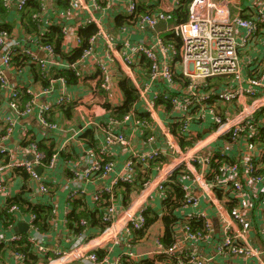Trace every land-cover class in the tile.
Listing matches in <instances>:
<instances>
[{"label": "built area", "instance_id": "obj_1", "mask_svg": "<svg viewBox=\"0 0 264 264\" xmlns=\"http://www.w3.org/2000/svg\"><path fill=\"white\" fill-rule=\"evenodd\" d=\"M29 1L2 0V3L6 11L14 9L20 15L21 24V12ZM68 1L71 11H84L89 15L87 21L79 26L80 29L91 24L97 27V32L89 38L81 58L74 63L61 64L54 46L41 41L49 32V28L47 30L42 26V10L32 15L40 34L29 41L48 53L47 58L38 57L31 47L22 45L12 29L11 32L7 29L0 30V89L7 91L12 111L17 114L31 112L35 103V98L30 99L21 112L23 87L11 85L6 76L5 70L11 67L13 57L18 53L30 56L39 64L41 74L51 85L59 81L64 86L55 101L48 102L39 109L38 118L49 129H60V125L51 122L48 114L56 107L75 102L66 90L68 80L64 76L55 79L49 77L52 67L62 65L63 69L73 71L80 80L84 78V74L79 71L78 64L94 56L93 62L103 91L111 88L110 65H113L132 81L138 98L122 118L112 115L105 123L89 122L73 131L72 138L78 139L86 128L94 126L95 133L97 130L95 141L99 144L98 135L101 131L103 139L98 154L88 160L85 169L71 170L70 180L73 185L67 193L68 205L63 221L70 248L64 249L47 242V232L57 213L56 204L49 202L52 207L50 228L42 230L39 225L41 219L35 212L18 203H10L12 198L8 197V190L17 174L22 176L19 194L22 193L25 200L33 204L49 205L26 199L25 191L27 193L36 189L39 194L48 195L53 182L51 173L58 165L61 152L67 149L63 147L62 150H54L48 157L47 152L40 148V142L29 138L32 159H15L9 155L5 145L0 146V194L5 196L0 211L6 210L9 215L4 220L0 219V248L5 256L16 260V264H82L86 261L88 264L108 263V255L113 248L121 243H131L134 233L146 227V211L149 209L148 201L152 192L158 191L165 198L167 183L174 173H179L184 191L182 207L200 206L201 199L194 194L193 185H198L208 195L222 191L226 194L225 201L233 204L227 208L219 199L221 204L217 208L220 219L223 222L225 219H232L237 228L226 227L217 247L218 253L223 256L254 258L259 264H264V229L263 245H254L249 238L251 222L244 212L249 207V200L242 196L243 177L248 184L264 183V171L261 172L262 165L258 162L264 155V147L260 143L264 134V64L251 69L249 75L244 74L242 65L244 55L248 56L251 45L264 33V0H254L250 6L251 11L245 16L239 13L241 0H192L188 20L169 28L171 34L181 39L180 50L173 42L160 35H157L151 45L131 41L122 45L115 43L109 39L102 22L92 12L93 9L101 8L98 0ZM165 1H169L171 6L147 13L139 11L137 0L127 1L129 20L141 24L142 28L156 31L161 22L173 20V11L182 0ZM127 27L122 30L126 31ZM61 28L64 37L71 36L68 26ZM74 40L78 46L83 43L79 33H76ZM101 41L107 44L103 58L95 55ZM142 63L146 66L144 70L147 74V81L143 83L136 75L137 66L141 67ZM159 82H163L167 88H155ZM51 91L53 86L44 88L45 93ZM96 92L97 89L92 90L93 95ZM163 104L179 111L171 125L161 119L160 107ZM6 121L10 127L6 134L0 135V145L11 133L14 118L7 117ZM129 129L144 134L147 143L155 147L144 150L136 148L133 135L128 134ZM220 139L225 143L226 149H239L240 159L226 162L232 156L213 148V144ZM118 147H124L130 152L121 167L111 157V150ZM216 161L219 169L213 167ZM153 163L156 164V173L142 183L128 208L122 210L124 216H121L116 189L121 184L135 186L138 183V167H150ZM39 167H42L41 173L38 172ZM43 171L50 177L44 178ZM93 180L101 182L99 188L91 194L94 210L100 207L102 198L108 195V203L101 214L104 226L99 235L89 236L87 220L82 219L80 224L84 229L80 233H74L69 227L70 207L75 200L86 199L85 183ZM193 217L202 221L203 228L194 229L192 220L187 219L183 226L185 238L190 241L208 238L210 222L206 213ZM21 223L28 225L26 232L15 231L16 226ZM84 239H87L86 243H83ZM16 243L30 245L35 259L22 251L9 248ZM157 244L158 253L173 257L176 264L211 263V258L194 250L178 249L176 239L169 246L160 240ZM85 245L89 249L83 248ZM98 251L105 253L100 256ZM6 257L5 261L0 260V264H10ZM135 257L132 251L127 250L112 264H124L125 258Z\"/></svg>", "mask_w": 264, "mask_h": 264}, {"label": "crops", "instance_id": "obj_2", "mask_svg": "<svg viewBox=\"0 0 264 264\" xmlns=\"http://www.w3.org/2000/svg\"><path fill=\"white\" fill-rule=\"evenodd\" d=\"M98 1L101 8L93 9L92 12L102 22L103 28L109 39L120 45L126 41L151 45L155 42L157 35L163 37L169 35V28L176 24L175 21L161 22L156 31L142 28L141 24L133 23L130 20L124 24H118L117 21L119 17L125 19H129L130 17L127 12V1L129 2V0ZM253 2L254 0H241L240 15H247L251 11L250 6ZM137 3L141 9L146 8L152 10L171 6L169 1L166 2L165 0H137ZM64 4V0H40V5L42 6V26L44 28L48 30L52 25H66L70 29L71 36L64 37L62 43L65 57L58 58L60 63L67 64L71 63L68 57H70L78 47L74 40V36L76 33H79V26L87 21L89 15L84 11H71L70 3L67 7H65ZM19 17L20 15L14 9L6 11L4 16L0 15V25L9 22L12 25L11 29L13 30V33L22 45L26 44L28 47H31L38 57L47 58L49 56L48 53L43 51L37 44L29 41V39L34 38L35 35L28 34L22 30L23 28L22 24L19 23ZM125 26H128L127 30L123 31L122 29ZM106 47L107 44L104 41H101L99 45H97L95 55L103 58L104 49ZM22 56H25L27 59L24 60V64L19 65L16 62H12L11 67L5 70L6 76L11 85H17L24 89V95L20 104L21 112H23L30 99L35 98V103L32 105L31 112L25 114L14 113L9 106L10 100L7 91H1L0 89V135L6 134L7 128L10 127L6 118H14V122L11 125L12 131L0 146L5 145L9 150V155L15 157V159H32V154L29 149V138L42 143L44 148L62 150V148L65 147L67 149V151L61 152V158L58 165L51 173L52 177H50L47 172L43 171L42 176L44 178L50 177L53 179L52 185H50V193L48 195H41L36 189L30 190L27 193L25 191V197L30 201L34 199V202L40 201L42 203L51 202L56 204L57 213L55 220L51 224L50 230L47 232V242L50 245L57 244L60 247L67 249L70 248L71 245L66 240L67 229L63 221L65 219L64 212L68 205L67 193L73 185L70 180L71 170L75 168L85 169L88 160L94 158L98 154L103 139L102 131L100 135L97 134L98 137L100 136L99 144L97 140L92 142V144H89V139L81 136L88 129H92L96 139L97 130L95 133L94 126L86 128L78 139L72 138V134L73 131L79 130L89 122H92L93 124L105 123L110 116H112V112L108 109V105L111 108H114L124 103L125 99L120 87V81L125 75L118 71L113 65H110L112 69L111 88L109 91H103L100 87L101 81L99 80L98 73L96 72L97 69L93 62L94 56L85 61H81L78 64V69L84 74V78L74 83L68 82L66 86L67 92L75 102L59 108L56 107L48 114L51 122L60 125V129L54 130L41 124L38 118V112L42 105L55 101L64 89V86L59 81H56L51 85L49 83L50 81L41 74L39 64L34 62L30 56L25 54H22ZM262 63L264 64V33L251 45L248 56L244 55L242 58L244 74L249 75L251 69L262 65ZM144 68H146V66L143 63L141 64V67L137 66L136 75L141 83L147 81V74ZM59 69H63L62 65H59V67H52L51 73H56ZM51 86H53V91L45 93L44 88ZM155 88L166 89L167 87L163 82H159ZM94 89H97L95 95L92 93V90ZM25 93H28L27 95H29V99L26 98ZM160 108L162 121L171 125L174 118L178 116L179 111L175 108H171V106L167 104H163ZM24 132H26V135H24ZM128 134L133 135L134 145L140 150L152 149L155 147V145L147 143L146 136L142 133L129 129ZM224 144L225 143L220 139L213 144V148L227 152L232 156L233 160L240 159L241 153L239 149H226ZM111 152V157L118 161L119 167L122 166L130 155L128 149L124 147L113 148ZM5 158L8 159V157ZM258 162L262 165L261 172H263L264 155ZM155 167V163H153L151 168L143 165L138 167V183L132 187L133 190L128 197L124 194L123 186H119L116 189L118 207H121V216H124L121 213L122 210L125 211L128 208L131 199L139 192L142 183L154 176L156 173ZM148 172V177H146ZM243 182L244 194H242V196L249 200V207L244 211L251 222L249 238L254 245L262 246V230L264 229V183L248 184L244 177ZM100 184L101 182L99 180L85 183L87 195L86 199H83V202L87 205V209L90 211L94 210V202L91 200V194L99 188ZM21 185L22 176L16 174L11 183L10 189L8 190V197L13 198L17 196L20 193ZM193 192L201 199L200 206H185L179 208V210L176 211L178 218L172 226V237L174 240L176 239V241H178V249L194 250L206 258H211L210 264H259L254 258H247L245 256H223L217 251V247L223 237L226 227L231 226L237 228V224L232 221V219H227V221L225 219L223 222L219 216L217 208V206L221 204L219 199L224 202L227 208H230L233 205L231 202L225 201L226 194L222 191H218L217 193H213V195H208L205 190L198 185H193ZM4 199L5 196L0 194V205L3 203ZM148 207L151 212V217H153L154 214H157L154 222L143 231L142 235H140V231H136L131 243H121L113 248L108 255L109 262H106L105 264H112L120 254L125 253L127 250L132 251V253L136 255L134 259L125 258L129 262L139 263L142 261L144 263L152 262L153 264H176L173 257L158 253L157 242L160 240L165 244L163 240L166 237V224L163 218L165 214L164 198H162L158 191L152 192L148 201ZM200 213H206L208 221L210 222V230L208 231L209 236L208 238L199 241L187 240L183 229L184 223L187 219L192 220V222L197 221L193 216ZM21 224L16 226L15 231H20L19 227ZM5 232H7V230H5ZM100 232L101 228L99 226H93L89 227L87 234L89 236H96L99 235ZM44 239H46V237H44ZM86 241L87 239H84L83 243H86ZM83 248L89 249L86 245ZM103 253H105V251H103ZM5 257L3 250L0 248V260L5 261ZM7 257V262L10 264H16V260ZM75 264H78V262ZM82 264L88 263L86 261L82 262Z\"/></svg>", "mask_w": 264, "mask_h": 264}, {"label": "trees", "instance_id": "obj_3", "mask_svg": "<svg viewBox=\"0 0 264 264\" xmlns=\"http://www.w3.org/2000/svg\"><path fill=\"white\" fill-rule=\"evenodd\" d=\"M192 2V0H182L179 7L176 8L173 11V20L177 23H182L188 20L189 18V4ZM64 6H68V0L64 1ZM42 6L40 5V0H30L24 10L21 12V24H22V30L28 34H32L35 36H39L40 30L37 26V24L32 20V15L41 11ZM140 12L147 13L152 11V9H141L139 8ZM6 13V9L3 6L2 0H0V15L4 16ZM120 18V17H119ZM118 18V24H124L129 19L125 18ZM11 27L12 25L9 22L3 23L0 25V30L1 29H7L8 31L11 32ZM97 32V27L95 24L88 25L86 28H82L79 30V36L81 37L82 40V45L78 46L74 53L68 57L69 61L71 63L76 62L81 58V55L83 53L84 48L88 46V40L89 38ZM166 39L170 42H173L175 46L180 50L182 46V41L179 37L169 34L166 36ZM44 44H51L54 46V50L56 53V56L59 58H64L65 54L63 53V41H64V35L62 33V28L59 25H52L49 27V32L45 34V37L41 40ZM17 55V56H16ZM13 57L12 62H16L19 65L24 64V60H27L25 56H22V53H18ZM22 57H21V56ZM180 57V56H179ZM147 64V63H146ZM64 76L69 83H74L77 82L79 79L75 76L74 72L71 70L67 69H59L56 71V73H51L49 77L51 78H59ZM40 77V75H39ZM120 87L123 91L124 94V103L118 107L111 108L108 105V109L112 112V115L117 116L118 118H122L131 108L132 104L137 100L138 98V92L135 86L133 85L132 81L124 77L120 81ZM24 89H22V98H23V93ZM26 98L29 99L28 93H25ZM49 118V117H48ZM82 137H86L89 139V144H92V142H95V134L92 129H88ZM81 137V138H82ZM83 139V138H82ZM261 145L264 147V134L261 137ZM40 148L43 149L44 145L40 143ZM44 150L47 152L48 157L52 155L54 152L53 149L51 148H44ZM226 162H233L232 158L231 159H226ZM153 166V164L150 166V168ZM214 168L219 169V163L216 161L213 164ZM217 169V171H218ZM150 172V171H149ZM147 173L146 177H148ZM120 186H123L124 194L126 197L129 196L131 191L133 190V186L127 185V184H121ZM167 192H166V197L164 198V211L165 214L163 216L165 224H166V237L163 240L167 246L171 245L174 241L172 237V226L175 223L177 217L176 211L179 210V208L182 207L183 201H184V191L181 187V183L179 181V173H174L171 177V181L167 183ZM10 203H18L20 204L23 208H26L27 210H32L35 212L38 217L41 219L39 221V225L41 226L42 230H48L50 228V214H51V204L49 205H44V204H33L23 198L22 193L18 194L14 198L10 199ZM108 203V195H105L100 203V207H97L95 210L90 211L87 209V205L84 204L82 200H75L74 203L72 204L70 214L68 216L69 219V227L74 233H80L83 229L84 226L80 224L82 219L87 220V226L88 227H93V226H99L102 230L104 224L101 222V214H102V209L107 205ZM150 210L148 209L146 211V219H147V224L146 227L142 230H139L138 232L140 235L143 234V231L148 228L156 219L157 214H154L153 217L150 216ZM9 216L6 210L0 211V219L4 220L6 217ZM192 227L194 229H202L203 228V223L202 221H193ZM9 248L15 249L18 251H22L26 253L28 256L31 258L35 259V255L32 253V249L30 245H25L24 243H16L12 244ZM100 256H103V251H98ZM32 264V263H29ZM124 264H153L152 262H129L127 259H124Z\"/></svg>", "mask_w": 264, "mask_h": 264}, {"label": "water", "instance_id": "obj_4", "mask_svg": "<svg viewBox=\"0 0 264 264\" xmlns=\"http://www.w3.org/2000/svg\"><path fill=\"white\" fill-rule=\"evenodd\" d=\"M38 172L41 173L42 172V167L38 168ZM21 232H26L28 229V225L26 224H21V226L19 227Z\"/></svg>", "mask_w": 264, "mask_h": 264}]
</instances>
